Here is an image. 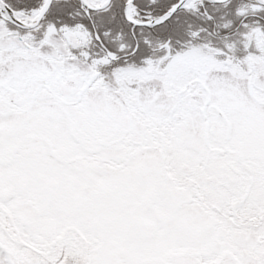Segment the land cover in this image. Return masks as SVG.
Listing matches in <instances>:
<instances>
[{
    "label": "snow or ice",
    "instance_id": "snow-or-ice-1",
    "mask_svg": "<svg viewBox=\"0 0 264 264\" xmlns=\"http://www.w3.org/2000/svg\"><path fill=\"white\" fill-rule=\"evenodd\" d=\"M0 264H264V0H0Z\"/></svg>",
    "mask_w": 264,
    "mask_h": 264
}]
</instances>
